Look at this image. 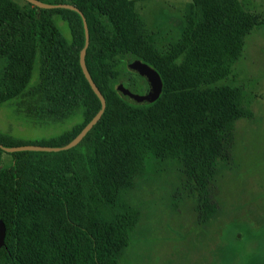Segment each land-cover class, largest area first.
I'll return each instance as SVG.
<instances>
[{
	"label": "trees",
	"instance_id": "16d2710c",
	"mask_svg": "<svg viewBox=\"0 0 264 264\" xmlns=\"http://www.w3.org/2000/svg\"><path fill=\"white\" fill-rule=\"evenodd\" d=\"M42 1L71 3L88 23L86 65L106 98V109L80 143L107 149L114 163L132 174L143 172L150 156L201 169L211 165L237 119L247 114L243 88L221 82L231 75L247 36L259 24L255 13L240 0H191L179 39L166 52L151 46V58L140 57L161 75L162 93L150 103L135 104L116 88L123 83L135 93L148 90L126 57L137 43L148 44V26L135 0ZM31 5L24 9L8 0L0 12V107L14 106L36 125L76 115L80 121L57 136L28 142L0 131V142L62 146L101 108L80 65L83 19L72 9ZM127 73L132 83L121 80ZM76 148L6 152L0 147V218L6 224L0 264H118L140 211L121 198L106 199L93 209L75 165ZM4 154L12 163L1 168ZM214 211L210 206L206 217Z\"/></svg>",
	"mask_w": 264,
	"mask_h": 264
},
{
	"label": "rangeland",
	"instance_id": "374dc122",
	"mask_svg": "<svg viewBox=\"0 0 264 264\" xmlns=\"http://www.w3.org/2000/svg\"><path fill=\"white\" fill-rule=\"evenodd\" d=\"M7 1L0 0V12ZM14 1L24 9L33 7L26 0ZM240 1L258 16L259 24L247 36L231 75L221 83L243 88L247 114L237 119L210 166L201 169L191 162L150 156L143 172L132 174L114 163L107 149L77 145L75 165L91 207L121 198L140 211L118 264H264V0ZM190 2L135 0L148 26V44L137 43L126 57L151 58V46L169 50L184 28ZM61 28L68 36L63 22ZM133 79L128 73L121 77L125 83ZM79 121L76 115L36 125L17 114L14 106L0 107V131L26 142L57 136ZM11 163L12 157L4 154L1 168ZM210 206L215 211L207 218Z\"/></svg>",
	"mask_w": 264,
	"mask_h": 264
},
{
	"label": "water",
	"instance_id": "95a60500",
	"mask_svg": "<svg viewBox=\"0 0 264 264\" xmlns=\"http://www.w3.org/2000/svg\"><path fill=\"white\" fill-rule=\"evenodd\" d=\"M29 3L44 9H53V8H68L77 11L83 19L84 29H85V44L80 53V65L83 70V73L90 83L93 91L98 96L101 101V108L96 113V115L83 127V129L67 144L62 146H49V145H39V144H24V145H17V146H4L0 142V147L6 152H15V151H48V152H59L63 150H69L75 146H77L83 138L87 135V133L97 124V122L101 119L105 109H106V98L95 83L94 79L88 67L86 65V53L87 48L90 42V35H89V28L86 17L84 16L83 12L75 5L71 3H46L42 0H26ZM128 68L142 76L148 84V90L144 94L135 93L130 90L126 85L123 83H119L117 85V92L118 94L125 100L130 101L135 104H144L150 103L156 100L163 90V80L159 72L149 65L148 63L140 60V59H132L128 63ZM6 239V224L3 219L0 218V249L4 247Z\"/></svg>",
	"mask_w": 264,
	"mask_h": 264
}]
</instances>
